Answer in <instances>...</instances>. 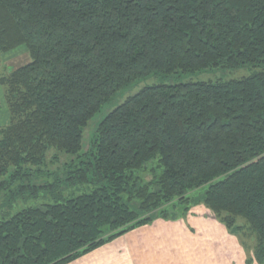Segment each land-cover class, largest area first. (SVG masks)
<instances>
[{"label":"trees","instance_id":"16d2710c","mask_svg":"<svg viewBox=\"0 0 264 264\" xmlns=\"http://www.w3.org/2000/svg\"><path fill=\"white\" fill-rule=\"evenodd\" d=\"M20 45L31 62L0 77L10 114L0 190L7 174L35 176L51 148L77 156L66 164L72 184L93 187L1 219L0 264H65L196 203L264 264V69L145 86L80 153L91 117L137 79L264 66V0H0V54Z\"/></svg>","mask_w":264,"mask_h":264},{"label":"crops","instance_id":"0c3cea01","mask_svg":"<svg viewBox=\"0 0 264 264\" xmlns=\"http://www.w3.org/2000/svg\"><path fill=\"white\" fill-rule=\"evenodd\" d=\"M238 233L196 203L176 218L158 217L65 264H258L248 262L253 249Z\"/></svg>","mask_w":264,"mask_h":264},{"label":"rangeland","instance_id":"374dc122","mask_svg":"<svg viewBox=\"0 0 264 264\" xmlns=\"http://www.w3.org/2000/svg\"><path fill=\"white\" fill-rule=\"evenodd\" d=\"M26 49L25 45L0 54V77L8 74L13 69L31 62L29 53L21 50ZM15 50V51H14ZM264 66L254 67L246 65L239 68L228 67H209L191 72H176L169 75L151 74L147 77L137 79L136 81L126 85L120 89L113 98L104 104L101 109L94 114L88 121V124L83 129L82 149L80 153L89 152L92 148L93 139L95 138L96 130L99 123L113 109L120 105L128 96L134 95L145 86L157 84H178L189 81H227L232 79H240L251 75L254 72L263 70ZM10 122V114L5 100L4 87L0 85V126ZM76 155L51 148L47 152V158L44 164L34 166L30 171L35 176H26L20 179H11L10 174L2 178L3 181H9L8 186L4 190H0V220L10 217L17 211L26 207H45L47 204L55 201L74 197L82 192H87L92 189L91 184H72L71 179H68V171L71 169L66 164ZM86 156H82L85 158ZM159 158L153 162V165H158ZM74 168L72 167L71 170ZM163 165L157 166V171L161 172ZM153 174L147 175V178H152ZM47 184H51L45 186ZM21 185H25L24 190H19ZM207 186L200 191L204 192ZM60 195L59 199L55 195ZM138 200H133L131 205L138 207ZM171 210V208H169ZM180 211L178 208L174 210Z\"/></svg>","mask_w":264,"mask_h":264}]
</instances>
